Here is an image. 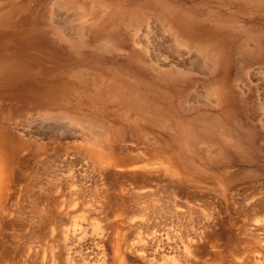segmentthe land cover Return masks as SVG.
I'll return each mask as SVG.
<instances>
[{
	"label": "rangeland",
	"instance_id": "obj_1",
	"mask_svg": "<svg viewBox=\"0 0 264 264\" xmlns=\"http://www.w3.org/2000/svg\"><path fill=\"white\" fill-rule=\"evenodd\" d=\"M0 126L30 264H264V0H0Z\"/></svg>",
	"mask_w": 264,
	"mask_h": 264
},
{
	"label": "bare ground",
	"instance_id": "obj_2",
	"mask_svg": "<svg viewBox=\"0 0 264 264\" xmlns=\"http://www.w3.org/2000/svg\"><path fill=\"white\" fill-rule=\"evenodd\" d=\"M62 16V15H61ZM58 18V17H57ZM140 34V33H139ZM138 34V35H139ZM182 43H184V42H182ZM158 44V43H157ZM143 50H145V49H143ZM146 51V50H145ZM161 56H163V55H161ZM167 57V56H166ZM176 59V58H175ZM153 61V60H152ZM165 61V60H164ZM148 63V62H147ZM150 63V62H149ZM152 63V62H151ZM160 63V62H159ZM165 63V62H164ZM163 62H162V64H164ZM153 64V63H152ZM161 64V65H162ZM163 66V65H162ZM168 66H169V64H168ZM174 66V65H173ZM172 67V66H171ZM164 68V67H163ZM171 69H173V68H171ZM78 71V70H77ZM168 71V70H167ZM173 71V70H172ZM171 70H170V72H172ZM164 72L166 73V70H164ZM169 76V75H168ZM66 115V114H65ZM57 116V115H56ZM70 116V115H69ZM87 119V118H86ZM92 119V118H91ZM95 120V119H94ZM89 121V120H88ZM96 121V120H95ZM98 121V120H97ZM100 121V120H99ZM30 123V122H29ZM96 124H98V123H96ZM95 124V125H96ZM99 125V124H98ZM83 127V126H82ZM92 127V126H91ZM97 127V126H96ZM88 128V127H87ZM29 129V128H28ZM89 129V128H88ZM87 129V130H88ZM97 130V129H96ZM86 131V130H85ZM104 131V130H103ZM29 132V131H28ZM31 132V131H30ZM29 132V134L30 135H32L33 136V134L32 133H30ZM37 132V131H36ZM91 132H92V130H91ZM75 133V132H74ZM93 133V132H92ZM103 133V132H102ZM46 134V133H45ZM101 134V133H100ZM105 134V133H104ZM34 135H36L37 136V138L38 139H41L42 138V136H41V134L40 133H38V135L37 134H34ZM72 135V134H71ZM94 135H95V133H94ZM96 135H99L98 133H96ZM36 136H34V137H36ZM102 136H104V135H102ZM102 136H100V137H102ZM108 136V135H107ZM68 137V136H67ZM74 139V138H73ZM97 140V139H96ZM72 142V141H71ZM41 147H42V145H41ZM16 148L17 147H15V144L13 143V142H11V140L9 139V138H7L6 137V133H5V129L3 128V127H1L0 126V264H1V262H4V264L6 263V264H28L29 263V261H30V257H31V255H30V250H31V248L32 247H34L35 245V243L33 244L32 242V240L31 239H35V242H37L36 244L39 246V247H41V249L40 250H42V247H43V245H45L44 243L46 242L45 241V239H47L46 237V234H45V227L48 225V223H49V217H47V213L49 212H47V200H48V196L51 194H49L48 196H47V184L46 185H44L45 183L42 181V183L41 182H39L38 184H37V187H38V189H37V191H36V189L34 190V191H36L37 193L35 194L34 193V191H32L33 189V187L35 186L34 185V182L32 181V180H30V179H28L27 178V176L24 174V173H19V171H17V168L15 169V166H16V164H15V161H16ZM38 148H39V146H38ZM26 170V169H25ZM26 173V172H25ZM47 175V174H46ZM40 178H42V177H40ZM43 180V179H42ZM38 181H40V180H38ZM45 181V180H44ZM47 183V182H46ZM52 185V184H51ZM56 188H57V186H55ZM52 189V191L54 192V191H57V190H55V188H51ZM49 190V192H50V189H48ZM51 191V192H52ZM24 197H27L28 199H26L29 203V205H27V204H23V206L24 205H26V206H24V208L26 207L27 208V206H28V208L30 209V211H32L33 213H34V215H35V217H36V225L38 226V230L39 231H37V230H35V229H29V228H31L30 226H29V222L30 221H28V223L29 224H27L28 225V231L26 230V231H24L23 233L22 232H13L12 233V235H11V237H10V241H9V243H8V246H10V248H11V250H9L8 249V247L7 246H5V245H3L2 244V241H4L3 240V238H4V236H5V231H6V229H7V227H11V226H13V225H16V223H17V220H18V215H19V208L18 207H21V206H19V204H21L20 202L24 199ZM50 197V196H49ZM25 200V201H26ZM47 202V203H46ZM48 205H49V203H48ZM56 205V204H55ZM22 211V210H21ZM25 211H27V210H25ZM29 211V210H28ZM27 211V212H28ZM31 214V213H30ZM24 216V215H23ZM31 216V215H30ZM29 216V217H30ZM19 217H21V216H19ZM26 217V216H25ZM28 217V216H27ZM32 217V216H31ZM26 219H28V218H26ZM28 220H31V218L30 219H28ZM32 220H33V218H32ZM49 220V221H48ZM25 222V221H24ZM33 222V221H32ZM20 223V222H19ZM23 223V222H22ZM34 223V224H35ZM52 223V222H51ZM77 223V222H76ZM264 223V222H263ZM263 223H262V226H263ZM33 225V224H32ZM31 225V226H32ZM162 225V224H161ZM259 225L257 224V227H258ZM27 227V226H26ZM257 227H255L256 228V231H257ZM260 227V226H259ZM258 227V228H259ZM264 227V226H263ZM83 228V227H82ZM16 229H17V227H16ZM27 229V228H26ZM80 229V228H79ZM60 230V229H59ZM58 230V231H59ZM69 230H72L71 231V235L74 237V229L73 228H71V229H69ZM77 230V229H76ZM53 231V230H52ZM83 231H84V229H83ZM83 231H82V236H83ZM68 233L70 232V231H67ZM169 232V231H168ZM22 233V234H21ZM79 233V232H78ZM258 233V232H257ZM261 233V232H260ZM260 233H258V236H261L262 235V233H261V235H259ZM264 233V232H263ZM62 234V233H61ZM167 234V233H166ZM250 234V233H249ZM75 235H76V233H75ZM80 235V236H81ZM85 235V234H84ZM173 235V234H172ZM171 235V236H172ZM244 235H246V234H244ZM243 235V236H244ZM46 236V237H45ZM67 236V235H66ZM166 237H167V235H165ZM19 237H23V242H22V244H21V246H18V244H17V242L14 244V240H17ZM84 237V236H83ZM251 237V236H250ZM255 237H257V234H256V232H255ZM82 238V237H81ZM80 238V239H81ZM159 238V237H158ZM161 238H162V235H161ZM163 238H165V237H163ZM169 238V237H168ZM260 240H264V238H260V237H257V240H256V242L258 243H256L257 245H259V243H261L262 244V242H260L259 241V239ZM5 239V238H4ZM74 239H76V238H74ZM254 239V238H253ZM162 240V239H161ZM164 240V239H163ZM255 240V239H254ZM66 241V240H65ZM70 241H71V239H70ZM74 241V240H73ZM78 241V240H77ZM129 241V240H128ZM69 242V241H68ZM133 242V241H132ZM131 242V243H132ZM136 242V241H135ZM161 242V241H160ZM159 242V243H160ZM164 242H166V241H164ZM253 242V241H252ZM264 242V241H263ZM130 243V244H131ZM57 244V243H56ZM55 244V245H56ZM65 244H67V243H65ZM167 244V243H166ZM174 244V243H173ZM33 245V246H32ZM36 245V246H37ZM133 245V244H132ZM141 245V244H140ZM256 245V246H257ZM59 246V245H58ZM124 246V245H123ZM164 246V245H163ZM255 246V247H256ZM263 246V245H262ZM261 245H260V247H262ZM129 247V246H128ZM135 247V246H134ZM134 247H132V248H134ZM254 247V248H255ZM70 248V247H69ZM79 248V247H78ZM135 248H137V247H135ZM142 248V247H141ZM259 248V247H258ZM19 249L20 250H22V252L20 251V252H18L19 251ZM36 249V248H35ZM43 249H45V248H43ZM59 249V248H58ZM124 249V248H123ZM261 249V248H260ZM18 250V251H17ZM34 250V249H33ZM46 250V249H45ZM77 250V249H76ZM81 250V249H80ZM174 250H175V248H174ZM174 250L172 251V252H174ZM263 250V249H262ZM37 251V250H36ZM90 251V250H89ZM170 251V250H169ZM257 250L255 249V251L253 250V252H256ZM9 252H13V255H11ZM16 252H18V253H21V255L23 256L22 257V261H21V263H20V259H19V262H18V260H16V259H18L15 255L16 254H18V253H16ZM31 252H32V250H31ZM130 252V251H129ZM167 252V251H166ZM259 252H261V250H259ZM44 253V252H43ZM161 253V252H160ZM165 253V252H164ZM263 251L260 253V255L262 254L263 255ZM33 254H34V256H35V253H33L32 252V256H33ZM245 254V253H244ZM252 254V253H251ZM251 254L249 255V256H251ZM255 254V253H254ZM253 254V255H254ZM86 255V254H85ZM139 255H140V253H139ZM160 255V254H159ZM163 255V254H162ZM177 255V254H176ZM11 256V257H10ZM70 256V255H69ZM145 256V255H144ZM143 256V257H144ZM191 256V255H190ZM14 257H16V258H14ZM83 257V256H82ZM159 257V256H158ZM160 257H161V255H160ZM245 257H246V255H245ZM256 258V255H254L252 258ZM258 257H259V255H258ZM192 258V257H191ZM248 258V257H247ZM44 259V258H43ZM234 260V259H233ZM33 261V260H32ZM77 261V260H76ZM253 261V260H252ZM259 261V260H258ZM89 262V261H88ZM30 264V263H29ZM40 264H41V262H40ZM81 264V263H80ZM83 264V263H82ZM89 264V263H88ZM134 264H136V263H134ZM168 264V263H167ZM180 264V263H179ZM217 264V263H216ZM258 264H262V263H258Z\"/></svg>",
	"mask_w": 264,
	"mask_h": 264
}]
</instances>
